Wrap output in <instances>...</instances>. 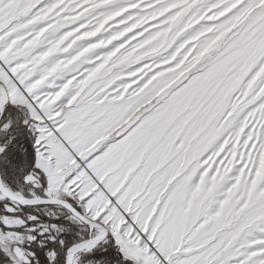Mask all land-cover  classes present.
Returning a JSON list of instances; mask_svg holds the SVG:
<instances>
[{
  "label": "snow or ice",
  "instance_id": "snow-or-ice-1",
  "mask_svg": "<svg viewBox=\"0 0 264 264\" xmlns=\"http://www.w3.org/2000/svg\"><path fill=\"white\" fill-rule=\"evenodd\" d=\"M0 264H264V0H0Z\"/></svg>",
  "mask_w": 264,
  "mask_h": 264
}]
</instances>
